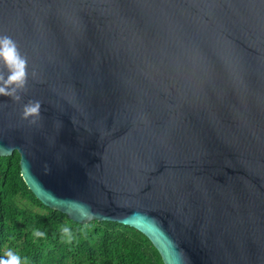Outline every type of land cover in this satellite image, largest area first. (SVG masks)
<instances>
[{"label": "water", "instance_id": "95a60500", "mask_svg": "<svg viewBox=\"0 0 264 264\" xmlns=\"http://www.w3.org/2000/svg\"><path fill=\"white\" fill-rule=\"evenodd\" d=\"M0 35L28 60L0 157L41 205L163 264H264V0H0Z\"/></svg>", "mask_w": 264, "mask_h": 264}, {"label": "trees", "instance_id": "16d2710c", "mask_svg": "<svg viewBox=\"0 0 264 264\" xmlns=\"http://www.w3.org/2000/svg\"><path fill=\"white\" fill-rule=\"evenodd\" d=\"M71 229V243L61 229ZM33 230L45 233L32 236ZM11 250L21 264H163L151 244L133 228L113 222L78 224L34 197L20 176L19 155L0 157V258Z\"/></svg>", "mask_w": 264, "mask_h": 264}, {"label": "clouds", "instance_id": "9594fccd", "mask_svg": "<svg viewBox=\"0 0 264 264\" xmlns=\"http://www.w3.org/2000/svg\"><path fill=\"white\" fill-rule=\"evenodd\" d=\"M0 65L3 69V71H0V96L9 97L13 101L19 102L21 100L20 93L24 92L27 85L28 60L20 52L16 41L8 35H0ZM21 118L27 120L30 124H36L41 118V102L36 100L26 103L23 106ZM82 207L86 208L87 206ZM61 233L64 242H72L73 235L69 227H63ZM32 236L42 238L45 233L33 230ZM6 257V259L0 258V264H21L20 256L11 250L6 253ZM25 264H27V258H25Z\"/></svg>", "mask_w": 264, "mask_h": 264}]
</instances>
